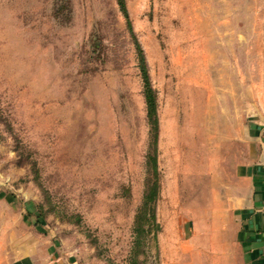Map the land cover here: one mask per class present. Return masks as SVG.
<instances>
[{
	"label": "rangeland",
	"instance_id": "obj_1",
	"mask_svg": "<svg viewBox=\"0 0 264 264\" xmlns=\"http://www.w3.org/2000/svg\"><path fill=\"white\" fill-rule=\"evenodd\" d=\"M125 3L157 98L160 232L133 256L153 178L116 0H0V264H214L209 222L264 128V0Z\"/></svg>",
	"mask_w": 264,
	"mask_h": 264
},
{
	"label": "crops",
	"instance_id": "obj_2",
	"mask_svg": "<svg viewBox=\"0 0 264 264\" xmlns=\"http://www.w3.org/2000/svg\"><path fill=\"white\" fill-rule=\"evenodd\" d=\"M250 135L247 157L226 192V220L215 219L207 228L206 239L215 242L214 264H224L229 247L237 264H264V128L253 126Z\"/></svg>",
	"mask_w": 264,
	"mask_h": 264
},
{
	"label": "trees",
	"instance_id": "obj_3",
	"mask_svg": "<svg viewBox=\"0 0 264 264\" xmlns=\"http://www.w3.org/2000/svg\"><path fill=\"white\" fill-rule=\"evenodd\" d=\"M116 2L125 19L128 33L130 34L135 45L138 68L143 82V97L146 105V117L150 134V149L146 155V167L147 171L151 173L153 179L150 185L145 189L141 205L135 216L133 229L134 243L131 253L133 256L137 257L140 253H143L141 250L142 240L151 232H153V236L156 240L157 234L160 232V226L156 220L154 207L158 197L159 189L157 165L159 122L157 116L156 93L151 86L144 52L133 32L125 0H116Z\"/></svg>",
	"mask_w": 264,
	"mask_h": 264
},
{
	"label": "built area",
	"instance_id": "obj_4",
	"mask_svg": "<svg viewBox=\"0 0 264 264\" xmlns=\"http://www.w3.org/2000/svg\"><path fill=\"white\" fill-rule=\"evenodd\" d=\"M263 210H264V205H263Z\"/></svg>",
	"mask_w": 264,
	"mask_h": 264
}]
</instances>
